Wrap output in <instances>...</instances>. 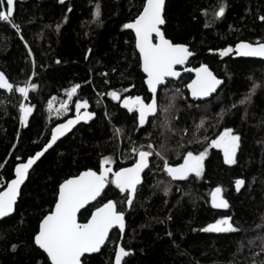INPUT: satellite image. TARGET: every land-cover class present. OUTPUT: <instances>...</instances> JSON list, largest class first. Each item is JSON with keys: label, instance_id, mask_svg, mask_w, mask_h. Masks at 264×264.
<instances>
[{"label": "trees", "instance_id": "trees-1", "mask_svg": "<svg viewBox=\"0 0 264 264\" xmlns=\"http://www.w3.org/2000/svg\"><path fill=\"white\" fill-rule=\"evenodd\" d=\"M144 3L19 0L10 21H0V70L13 85L11 92L0 88V189L13 177L17 160L39 151L52 128L74 114L76 103L86 100L96 113L30 171L15 212L0 219V264H51L34 234L52 210L59 184L84 169L99 170L105 157L117 170L132 163L139 149L153 154L132 205L124 202L127 193L109 184L79 215L84 222L95 207L110 199L118 202L127 218L122 245L131 252L125 264H264V60L220 55L240 40L264 42V0H166L165 35L186 44L194 53L190 64L208 65L223 84L207 100H186L171 82L167 87L173 90L160 94L157 115L137 129L136 115L121 109L108 93L148 97L134 33L123 27ZM222 4L225 12L218 16ZM28 84L36 87L25 98L18 89ZM75 85L80 87L71 96L69 113L57 117L50 102L65 99ZM21 105L33 108L26 125ZM225 128L241 138L232 165L208 149L209 140ZM205 148L202 176L169 178L165 161L176 165L188 151L199 154ZM238 179L245 181L239 191ZM216 186L229 202L224 210L211 204ZM226 217L235 231L202 230ZM119 240L115 229L100 252L84 256L82 264H113Z\"/></svg>", "mask_w": 264, "mask_h": 264}, {"label": "snow or ice", "instance_id": "snow-or-ice-1", "mask_svg": "<svg viewBox=\"0 0 264 264\" xmlns=\"http://www.w3.org/2000/svg\"><path fill=\"white\" fill-rule=\"evenodd\" d=\"M64 3V0H60ZM15 0H0V6L6 5V10H0V21H10L14 11ZM143 10L137 18L130 23L123 25L125 29H132L135 32V45L143 60V72L147 74V86L153 93L150 103H145L140 96H128L123 100V106L129 111L138 110L139 122L143 125L149 114L157 111V93L158 86L165 83L168 77H179L180 73L176 66L184 65L188 58L193 56L188 46L179 43H173L172 40L165 37L161 26L165 24L164 7L165 0H145ZM71 11V9H69ZM225 6L222 4L218 16H223ZM95 15L100 16V6L96 5ZM264 20V16L260 17ZM13 27L19 30V26L13 24ZM59 27V25H57ZM154 36L158 37V42H154ZM91 51V50H89ZM235 52L240 56L264 57V43L240 42L233 49L231 46L220 50L221 56H228ZM59 63V61H57ZM196 79L192 81L189 88L193 96H209L215 92L218 85L223 81L218 79L207 65H201L194 69ZM35 84H28L20 87L18 91L27 98L30 88L34 89ZM80 85L72 87L68 93L69 99L77 92ZM0 88L13 91V85L8 82L3 73H0ZM254 91V89H253ZM113 99L119 100L120 94L117 91L108 93ZM249 94L246 99H250ZM244 103V101H242ZM51 107V105H50ZM66 109V105H61ZM77 115L75 119H69L66 123L59 124L51 133V139L46 146L34 156L30 157L26 163L18 164L15 167V178L7 184L4 191H0V218L7 217L14 211L17 197L20 194L21 185L28 178L29 170L32 166L57 142V140L69 132L81 119H91L94 113H84L80 115L81 108H87L88 102L76 104ZM23 113L22 122L26 125L28 116L33 108L21 105ZM202 126V124H201ZM117 132L120 130L117 129ZM240 136L233 133L230 128H225L216 139L211 140L209 147L220 148L223 150L224 162L226 164H235L236 154L240 147ZM143 147V146H141ZM149 145V148H152ZM134 152L137 149H133ZM152 151L139 150V159L132 167L120 168L113 172L111 167H102L97 172L93 169H87L78 175L65 179L58 186L57 199L55 200L54 210L44 215L38 225V231L34 234V243L47 253L51 264H82L81 258L85 254L98 253L102 246L109 239V233L113 228L123 232L125 229V214L118 210V202L108 200L101 206L95 207L90 212V219L85 223L78 221V213L81 209H86V205L96 201L109 184H115L121 193H127L125 197L126 204L130 207L137 192V186L141 184V172L148 167V157ZM208 154V149L200 152L198 155L188 151L183 158V163L171 166L165 161L166 171L174 179H186L190 174L195 173L197 177L202 176L204 172V160ZM157 155H160L157 153ZM114 163L110 157H105L104 165ZM112 177L110 180L109 177ZM245 181L236 180V190L239 191ZM222 188L216 187L211 193L212 205L216 208H227L228 201L222 197ZM231 218L226 217L210 223L202 229L206 232H228L236 229L230 222ZM15 250L16 245H13ZM131 252L125 247L120 246L115 251V264H122L124 258Z\"/></svg>", "mask_w": 264, "mask_h": 264}, {"label": "water", "instance_id": "water-1", "mask_svg": "<svg viewBox=\"0 0 264 264\" xmlns=\"http://www.w3.org/2000/svg\"><path fill=\"white\" fill-rule=\"evenodd\" d=\"M16 1H18V0H15V4H14V10H15V5H16ZM165 5H166V0H165ZM164 10H165V7H164ZM14 12V11H13ZM13 15V14H12ZM163 15H164V13H163ZM164 19H165V17H164ZM131 22H133V21H131ZM130 23V22H129ZM163 26L164 25H162L161 26V30L164 32V30H163ZM132 30V29H131ZM133 31V33H134V35H135V32H134V30H132ZM165 34V33H164ZM165 37L167 38V39H170V38H168L166 35H165ZM171 40V39H170ZM248 42V43H253V44H256V43H264V42H250V41H247V40H240V41H238V42H236L235 43V45H234V47H233V49H235V46L238 44V43H240V42ZM154 42H158V37H155L154 36ZM173 43H176V42H174L173 41ZM179 44H184V43H179ZM184 45H186V44H184ZM187 46V45H186ZM137 48V47H136ZM137 51H138V53H139V49L137 48ZM139 55H140V53H139ZM234 58H239V57H242V58H257V59H263L264 60V57H251V56H240V55H236L235 54V52H233V55H232ZM193 56H191V57H189L188 58V61H186V63H188L189 62V60L192 58ZM140 64H141V70L143 71V67H142V64H143V60H142V57H141V55H140ZM204 65V64H203ZM179 66H181V65H178V66H176V70L180 73V76L181 75H183V74H185V73H191L192 75H193V78L191 79V81L188 83V85H190L191 83H192V81L193 80H195L196 79V72L194 71V69H196V68H199L201 65H199V66H197V67H190V66H188V67H186V68H184V69H181V70H179L177 67H179ZM208 66V65H207ZM208 68H209V70L210 71H212V73L215 75V73L213 72V70L208 66ZM0 73H3L4 75H5V77L7 78V76H6V74L3 72V71H1L0 70ZM144 73V72H143ZM144 75H145V83H146V81H147V74L146 73H144ZM179 76V77H180ZM218 79H220V80H222L223 81V79L222 78H220V77H218L217 75H215ZM179 77H168V78H166V81H167V79H177V78H179ZM7 80H8V82L9 83H11L10 81H9V79L7 78ZM166 81H165V83H166ZM164 83V84H165ZM12 84V83H11ZM164 84H162V85H164ZM223 84V83H222ZM222 84H220V85H218L217 86V88H216V90H215V92H213V93H211V95H213V94H215L217 91H218V89L221 87V85ZM162 85H160V86H158V89H157V93L155 94V96H156V99H157V96H158V91H159V88L162 86ZM146 86H147V83H146ZM147 88H148V86H147ZM2 89H4V88H2ZM188 89H189V91H190V95H191V97H194V98H199V99H203V100H205V99H208L211 95H209V96H193L192 95V90H191V88H189L188 87ZM5 90H7V89H5ZM148 90H149V92L152 94V96H153V93L151 92V90L148 88ZM8 91V90H7ZM10 92V91H9ZM84 113H94V115L92 116V118L91 119H81L80 120V122L78 123V124H76L69 132H67L64 136H62V137H60L58 140H57V142L61 139V138H63V137H65L66 135H68L69 133H71L78 125H80V124H89L91 121H93L95 118H96V113L94 112V111H92V110H90V109H84V110H82L81 112H80V115L81 116H83L84 115ZM153 114H155V113H153ZM153 114H149L148 115V117L150 116V115H153ZM77 115V114H76ZM76 115H72V116H69V117H67L65 120H63V121H60V122H58L53 128H52V130H51V133H52V131L57 127V125H59V124H63V123H66L67 122V120H69V119H75V117H76ZM148 117H147V119H148ZM146 122H147V120H146ZM145 122V123H146ZM144 123V124H145ZM50 139H51V134H50V137H49V139H48V141L44 144V146L39 150V151H41L45 146H46V144L50 141ZM214 139H216V138H214ZM211 140H213V139H211ZM211 140H210V142H211ZM56 142V143H57ZM55 143V144H56ZM55 144L53 145V147L55 146ZM214 149H216V150H222V149H220V148H215V147H213ZM50 150V149H49ZM39 151H37V152H39ZM36 152V153H37ZM35 155V154H34ZM33 155V156H34ZM30 157H32V156H30ZM30 157H28L27 159H25V160H20V159H18L17 161V163H16V165H15V167L18 165V164H21V163H26L27 162V160L30 158ZM138 159H139V156H138ZM137 159V160H138ZM40 160V159H39ZM38 160V161H39ZM37 161V162H38ZM36 162V163H37ZM35 163V164H36ZM135 163V162H134ZM134 163L133 164H131V165H128V166H125V167H123V168H127V167H132L133 165H134ZM34 164V165H35ZM149 164H150V156L148 157V167H149ZM34 165L32 166V168L34 167ZM171 166H175V165H171ZM15 167H14V172H13V177L7 182V184L8 183H10L11 182V180L12 179H14L15 178ZM103 167H105V166H103ZM106 167H109V166H106ZM148 167L147 168H145L142 172H141V183L143 182V177H144V173L146 172V170L148 169ZM32 168L29 170V174H30V171L32 170ZM88 169H92V168H88ZM85 170H87V169H84V170H82L81 172H83V171H85ZM93 170H95V169H93ZM102 170V167L99 169V170H95V171H97V172H99V171H101ZM118 171V170H117ZM114 172V171H113ZM78 175V174H77ZM28 177H29V175H28ZM70 178V177H69ZM111 178V176L109 177V179ZM28 179V178H27ZM27 179L25 180V182L27 181ZM25 182H24V184H25ZM63 182V181H62ZM61 182V183H62ZM7 184L5 185V187L3 188V189H1L0 191H4L5 189H6V187H7ZM23 184V185H24ZM23 185H21V188H20V194H19V196L17 197V202H18V200H19V197H20V195H21V191H22V187H23ZM141 184H139L138 186H137V189H138V187L140 186ZM216 187H218V186H216ZM216 187H214L212 190H211V192H210V201H211V193L213 192V190L216 188ZM235 187H236V184H235ZM242 187V186H241ZM107 188V187H106ZM105 191V190H104ZM104 193V192H103ZM102 193V194H103ZM101 194V195H102ZM136 195V194H135ZM222 197H223V199H225V200H227L224 196H223V192H222ZM98 198L99 197H97V200H98ZM96 200V201H97ZM110 200H114V199H110ZM134 200V199H133ZM96 201H92V202H90L89 203V205L90 204H92V203H95ZM115 201V200H114ZM17 202H16V204H17ZM16 204H15V206H14V211L11 213V214H9V216L10 215H12L14 212H15V209H16ZM55 204V203H54ZM211 204H212V201H211ZM102 205V204H101ZM101 205H99V206H101ZM228 205H229V202H228ZM88 205H86L85 207H87ZM128 206V205H127ZM213 206V205H212ZM98 207V206H97ZM129 207V206H128ZM214 207V206H213ZM215 209H220V210H224V209H226V208H216V207H214ZM52 210H54V205H53V208H52ZM83 209H81V211H82ZM95 210V208L92 210V211H94ZM124 212V211H123ZM81 213V212H80ZM80 213H78V221L80 222V223H85V222H87V220L88 219H90V216L88 217V219L86 220V221H84V222H82V221H80L79 220V215H80ZM48 214V213H47ZM124 214H125V212H124ZM8 217V216H7ZM3 218H5V217H3ZM3 218H0V219H3ZM41 221V220H40ZM126 226H127V218H126V214H125V229L123 230V232H121V231H119L120 232V240H119V243H118V245H117V249L120 247V246H123L122 245V239H123V237H124V234H125V231H126ZM115 229H117V228H113L111 231H110V233H109V236H110V234L112 233V231L113 230H115ZM118 230V229H117ZM210 233H215V234H219V233H222V232H210ZM107 242V241H106ZM106 244V243H105ZM38 246V245H37ZM39 247V246H38ZM102 248H103V246H102ZM101 248V249H102ZM116 249V250H117ZM43 252H44V250L43 249H41ZM46 253V252H45ZM91 254H94V253H91ZM91 254H85V256L86 255H91ZM46 255H47V253H46ZM84 257H82L81 258V260L83 259ZM125 259H126V257L124 258V261L122 262V264H125ZM49 260H50V258H49ZM50 262H51V260H50ZM113 264H115V257H114V261H113Z\"/></svg>", "mask_w": 264, "mask_h": 264}, {"label": "flooded vegetation", "instance_id": "flooded-vegetation-1", "mask_svg": "<svg viewBox=\"0 0 264 264\" xmlns=\"http://www.w3.org/2000/svg\"><path fill=\"white\" fill-rule=\"evenodd\" d=\"M190 66V65H189ZM179 69H183V67L181 66ZM143 73V72H142ZM143 75H144V73H143ZM187 75H190V77H187V80L183 83V80H184V78L187 76ZM193 78V76H192V74L191 73H186V74H183V75H181L179 78H177V79H167V81H166V83L164 84V85H162L160 88H159V91H158V96H157V105H158V107H157V111L155 112V114H153V115H150L149 117H148V119H147V122L145 123V124H143V125H141L140 124V122H139V112H138V110H133V111H129L127 108H125L124 106H123V100L126 98V97H128V96H132V97H135V96H140V97H142L143 99H144V101H145V103H150L151 102V98H152V94L149 92V90H148V88H147V86H146V83H145V75H144V84H145V87H146V90H147V92H148V97H144V95L143 94H139V93H133L132 91H126V92H121L120 93V97H121V109H123V110H125V111H128L129 113H133V114H135L136 115V118H137V129H139L140 127H143V126H146L147 124H148V122H149V120L150 119H152L153 117H155L156 115H157V113H158V109H159V107H160V94L163 92V91H165V90H167V92L166 93H169V92H171L172 90H173V87L172 86H169V87H167L171 82H173L174 81V85H177V87H179V88H177L176 90L177 91H179V92H181L182 94H183V98H185L186 100L188 99V98H192L191 96H190V92H189V90H188V83L191 81V79ZM194 100H198V99H194ZM234 134H236L235 132H233ZM237 135V134H236ZM218 136V135H217ZM216 136V137H217ZM215 137V138H216ZM211 139H213V138H211ZM210 139V140H211ZM210 140H209V142H210ZM209 144L210 143H208V149H210V148H213V147H209ZM214 149V148H213ZM139 150H144V151H149V149H139ZM138 150V151H139ZM216 150V149H215ZM218 151V150H217ZM218 152H220L221 154H223V150H219ZM186 155V154H185ZM184 155V156H185ZM138 157V152H137V154H135V160H136V158ZM223 157H224V154H223ZM150 158H151V156H150ZM184 158V157H183ZM134 160V161H135ZM133 163V162H132ZM132 163H130V164H128V165H131ZM181 163H183V159H182V161H181ZM169 165H173V164H171V163H168ZM177 165V164H176ZM175 165V166H176ZM144 175H145V173H144ZM170 176V175H169ZM172 177V176H171ZM173 178V177H172ZM143 179H144V177H143ZM174 180H179V179H174ZM180 180H182V179H180Z\"/></svg>", "mask_w": 264, "mask_h": 264}, {"label": "rangeland", "instance_id": "rangeland-1", "mask_svg": "<svg viewBox=\"0 0 264 264\" xmlns=\"http://www.w3.org/2000/svg\"><path fill=\"white\" fill-rule=\"evenodd\" d=\"M69 103H70V99H69V95H67V97L65 98V99H53L51 102H50V104H49V108H53L54 110H55V115L57 116V117H63L64 115H66V114H68L69 113V111H70V107H69ZM78 103H82V102H78ZM119 103H121V100L119 101ZM66 105L67 107H66V109L65 108H62L61 107V105ZM77 104V103H76ZM76 104H75V106H76ZM50 105H51V107H50ZM121 105V104H120ZM74 106V110H73V113L75 114V113H77L76 112V107ZM88 107H90L89 105H88ZM87 107V108H88ZM83 109H85V108H81L80 109V111L81 110H83ZM198 155V154H197ZM137 157V156H136ZM104 165V164H103ZM108 166H110V167H112V165L111 164H109ZM166 170V169H165ZM166 173L168 174V172L166 171ZM195 174V173H194ZM168 176H169V174H168ZM190 176V175H189ZM169 178H171L170 176H169ZM172 179V178H171ZM173 180V179H172ZM176 181V180H175Z\"/></svg>", "mask_w": 264, "mask_h": 264}, {"label": "bare ground", "instance_id": "bare-ground-1", "mask_svg": "<svg viewBox=\"0 0 264 264\" xmlns=\"http://www.w3.org/2000/svg\"><path fill=\"white\" fill-rule=\"evenodd\" d=\"M168 82V81H167Z\"/></svg>", "mask_w": 264, "mask_h": 264}]
</instances>
